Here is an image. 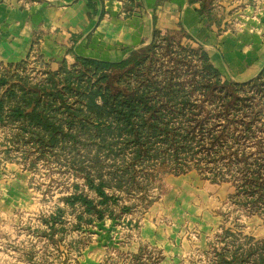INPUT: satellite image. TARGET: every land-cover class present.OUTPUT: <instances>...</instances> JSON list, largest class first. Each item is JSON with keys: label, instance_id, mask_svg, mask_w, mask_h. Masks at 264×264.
<instances>
[{"label": "trees", "instance_id": "1", "mask_svg": "<svg viewBox=\"0 0 264 264\" xmlns=\"http://www.w3.org/2000/svg\"><path fill=\"white\" fill-rule=\"evenodd\" d=\"M188 1L212 18L206 0ZM171 31L156 29L151 44L121 61L77 56L53 70L41 56L31 68L29 59L0 67V128L10 131V147L26 157L64 154L84 180L67 197L90 215L82 219L115 217L117 193L147 180L155 172L148 164L177 174L209 167L217 180L236 168L238 192L263 199L264 145L253 152L246 140L260 111L249 88L264 89V72L243 83L224 79L203 45L176 42ZM216 255L222 264H264V239Z\"/></svg>", "mask_w": 264, "mask_h": 264}, {"label": "rangeland", "instance_id": "2", "mask_svg": "<svg viewBox=\"0 0 264 264\" xmlns=\"http://www.w3.org/2000/svg\"><path fill=\"white\" fill-rule=\"evenodd\" d=\"M25 1L54 3V0H23L22 4ZM120 1L125 5L126 15L134 13L140 6L139 0ZM206 2L213 10L211 24L218 28L225 23V29L231 27L232 30L236 20L244 21L255 8L264 5V0ZM205 18L210 22L207 15ZM156 29L160 28H155L153 33ZM160 30L163 33L172 30V37L183 45H203L184 27ZM153 39L154 34L149 42L136 50L144 49ZM33 50L26 58L30 60V68L42 56L37 49ZM156 58L158 62V55ZM43 60L47 62L44 57ZM9 63H0V67ZM249 90L250 100L255 98L254 103L260 109L253 118L254 138L246 140L254 152L264 145V89L255 86ZM9 135V130L0 128V264H162L165 250L158 243L143 240L137 252L127 250L136 240L133 232L127 230L131 228V222L138 223L147 218L156 207L160 223H218L205 233L199 225L189 232L187 238L196 246L190 264H222L216 262V253L223 247L233 248L239 241L264 239V195L262 200H254L256 194L246 196L243 190L238 192L236 183L240 172H236V168L231 171L223 168L226 178L217 180L209 176L213 173L209 167L194 166L177 174L164 173L169 169L167 166L148 164L144 169L155 172L147 180L142 178L140 184L128 185L125 191L117 193L120 203L114 206L115 217L87 221L79 217L90 216L85 208L67 201V197L76 191L75 184L83 186L84 180L67 166L65 155L56 153L39 157L30 149L26 157L22 149L10 147ZM197 160L191 158L189 161ZM11 190L17 200L13 204L7 200ZM84 191L91 197L96 196L87 186ZM124 205H131L132 209L123 212ZM228 230L231 235L224 234ZM98 247L103 248V256L97 252Z\"/></svg>", "mask_w": 264, "mask_h": 264}, {"label": "crops", "instance_id": "3", "mask_svg": "<svg viewBox=\"0 0 264 264\" xmlns=\"http://www.w3.org/2000/svg\"><path fill=\"white\" fill-rule=\"evenodd\" d=\"M53 2L0 0V63L24 60L33 49L53 70L64 60L73 64L77 56L120 61L149 42L155 28L184 27L208 49L224 79L244 82L264 72V5L244 21L236 20L232 30L225 29V23L216 28L199 12V5L188 0H139L140 6L130 15L120 0ZM13 190L7 196L10 204L17 202ZM147 216L131 222L127 230L136 240L127 250L137 252L143 240L158 243L165 250L162 264H190L196 246L187 238L189 232L196 225L202 233L218 225L160 223L157 207ZM97 252L104 255L103 248Z\"/></svg>", "mask_w": 264, "mask_h": 264}]
</instances>
